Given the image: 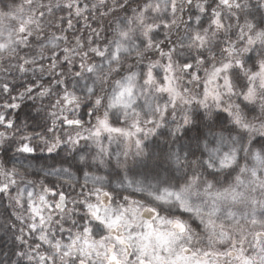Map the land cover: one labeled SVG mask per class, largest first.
<instances>
[{
  "label": "snow or ice",
  "instance_id": "6c2138e0",
  "mask_svg": "<svg viewBox=\"0 0 264 264\" xmlns=\"http://www.w3.org/2000/svg\"><path fill=\"white\" fill-rule=\"evenodd\" d=\"M101 8L108 34L71 44L61 24ZM29 72L54 86L18 90ZM37 98L29 134L16 110ZM0 129L5 155L64 149L92 181L72 196L46 183L71 166L0 162L14 264H264V0H0Z\"/></svg>",
  "mask_w": 264,
  "mask_h": 264
},
{
  "label": "trees",
  "instance_id": "16d2710c",
  "mask_svg": "<svg viewBox=\"0 0 264 264\" xmlns=\"http://www.w3.org/2000/svg\"><path fill=\"white\" fill-rule=\"evenodd\" d=\"M17 3L20 2V0H16ZM47 2V0H45ZM108 2L111 4L112 0H108ZM106 9L101 8L98 12H96L95 19L89 17L87 21L83 18L73 17V28L69 29L67 27L66 23L61 24V28L64 30V33L68 36L69 42L74 45L76 39H80L82 41L87 40L89 36L92 35V29H98L103 28L105 35L108 34V25L110 24L112 20V14L109 13L108 16H101V13L105 12ZM117 13L121 16L124 15L122 11L117 10ZM56 15L65 17V20L68 18V12L56 10ZM187 18V14L185 15V19ZM90 25V27H89ZM52 31H55V29H52ZM180 32L182 34V28L180 29ZM164 32L160 33L159 38H164ZM59 34V33H58ZM94 38V37H93ZM173 38L175 39V31L173 33ZM95 39V38H94ZM45 64L49 63V61H44ZM66 67V65H65ZM79 70L78 63L72 67V71ZM60 69H57V72H59ZM16 76V88L20 91H23V88L21 87V84L29 83V77L36 80L37 84L44 83L47 84L48 81L53 82L55 77L50 76L47 73L43 74V76H40L39 79L37 77L39 76V73H37V76H33L31 72L27 73L25 76L21 77L19 73H14ZM11 80V77H9ZM15 94V93H13ZM48 100L45 98L42 102H35L33 100H27L22 105L21 109L16 110V115L18 116L17 123H23L24 121H27L29 128L27 131L29 134L33 133V130L35 132H43V128L39 127L38 125L43 122V118L46 117V112L44 111L45 108H47ZM87 106H85L86 108ZM84 112V109H82L81 113ZM201 116L203 115V110H201ZM226 113H220V119L223 120L226 117ZM3 129H0L2 131ZM189 135H192V132L189 131ZM153 142L156 143L157 141L155 138L153 139ZM14 148H10L5 155L4 153L0 152V162H3L7 164L8 167L11 166V158L14 156ZM59 158H64V154L57 155ZM29 158H33L31 155H28ZM70 158H73V155H69ZM43 162L44 161H50L57 157L53 155H45L42 157ZM25 169H27V172L25 173ZM21 173H24L26 179L29 180H37V179H44L45 176L41 175L39 172L35 171L32 168H22ZM47 182H55L59 187L63 189L61 186L62 183H58L56 180L47 178ZM66 192L71 193L72 196H75L76 193H78L80 190L75 189L73 191L65 190ZM10 203V202H9ZM8 203V198L6 196H3L0 194V264H14V262L18 259L14 253L18 250H20V246L18 242L15 241V233L17 232V229H12L11 225L13 223L19 224V222L16 220L14 213L16 212L15 208H12L10 204ZM66 228L70 227V223H65L64 225Z\"/></svg>",
  "mask_w": 264,
  "mask_h": 264
},
{
  "label": "rangeland",
  "instance_id": "374dc122",
  "mask_svg": "<svg viewBox=\"0 0 264 264\" xmlns=\"http://www.w3.org/2000/svg\"><path fill=\"white\" fill-rule=\"evenodd\" d=\"M166 30H162L161 32H164ZM164 34V33H163ZM35 95V92L33 93ZM35 102H42L39 98L34 100ZM81 115H84V112L81 113ZM154 143V142H153ZM64 154V158H59L57 155ZM28 155H31L33 158H29ZM45 155H53L57 158L50 160V161H44L43 162V156ZM14 157V156H13ZM11 158V166L15 165L17 169L20 170L23 168H32L35 171L39 172L41 175L45 176V173L51 169V168H68L71 166V172L72 176H62V177H56V176H49L50 179L56 180L58 183H62V187L64 190L71 191L72 188L69 187V184H71L75 189H79L82 185H84L86 182L88 186H91V179L89 177L85 176V173L89 172V169L84 167L83 165L79 164L77 162L76 157L73 155V158L69 157L68 152H66L64 149H59L56 152L48 153L46 151L41 152L37 151L33 154H25V156H15V158ZM27 157V158H25ZM10 166V167H11ZM82 169V170H81ZM95 175H107L108 171H111V169H108L107 171L103 168L99 172L96 171L95 168L91 170ZM114 175V173H113ZM113 186H115V180H113ZM9 203V200H8ZM10 204V203H9ZM14 208V207H12ZM17 211V210H15Z\"/></svg>",
  "mask_w": 264,
  "mask_h": 264
}]
</instances>
